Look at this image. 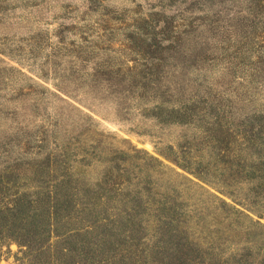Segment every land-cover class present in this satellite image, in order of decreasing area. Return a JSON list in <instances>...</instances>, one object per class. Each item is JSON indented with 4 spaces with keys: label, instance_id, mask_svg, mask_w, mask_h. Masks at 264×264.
Masks as SVG:
<instances>
[{
    "label": "rangeland",
    "instance_id": "rangeland-1",
    "mask_svg": "<svg viewBox=\"0 0 264 264\" xmlns=\"http://www.w3.org/2000/svg\"><path fill=\"white\" fill-rule=\"evenodd\" d=\"M19 197L0 264H264V0H0Z\"/></svg>",
    "mask_w": 264,
    "mask_h": 264
},
{
    "label": "trees",
    "instance_id": "trees-1",
    "mask_svg": "<svg viewBox=\"0 0 264 264\" xmlns=\"http://www.w3.org/2000/svg\"><path fill=\"white\" fill-rule=\"evenodd\" d=\"M20 200L22 198L19 197L12 206H1L0 202V247L15 240L19 246L33 248L35 243V246L41 248L45 236L48 238L47 236L51 233L52 224L45 221L36 209H33L31 213H25V203ZM27 203L30 204V202ZM48 208L45 207L47 211ZM42 233L46 235L42 237L43 239H39V234Z\"/></svg>",
    "mask_w": 264,
    "mask_h": 264
}]
</instances>
